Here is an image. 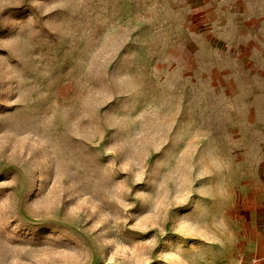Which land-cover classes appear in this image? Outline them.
<instances>
[{
  "label": "rangeland",
  "instance_id": "1",
  "mask_svg": "<svg viewBox=\"0 0 264 264\" xmlns=\"http://www.w3.org/2000/svg\"><path fill=\"white\" fill-rule=\"evenodd\" d=\"M262 222L264 0H0V264H237Z\"/></svg>",
  "mask_w": 264,
  "mask_h": 264
},
{
  "label": "built area",
  "instance_id": "2",
  "mask_svg": "<svg viewBox=\"0 0 264 264\" xmlns=\"http://www.w3.org/2000/svg\"><path fill=\"white\" fill-rule=\"evenodd\" d=\"M239 264H264V253L252 254L246 258H242Z\"/></svg>",
  "mask_w": 264,
  "mask_h": 264
},
{
  "label": "crops",
  "instance_id": "3",
  "mask_svg": "<svg viewBox=\"0 0 264 264\" xmlns=\"http://www.w3.org/2000/svg\"><path fill=\"white\" fill-rule=\"evenodd\" d=\"M261 225L264 226V222L259 223V226H260V227H261ZM235 245H237V242H236V241H235ZM260 246H261V248H264V243H261ZM245 247L248 248V249H253V248H254V242H253V241H248V242L245 244ZM261 253H264V249H258V250H257V248H256V249H253V251L250 252L249 254H246L245 256H243L242 258H246V257H248V256H250V255H252V254H261ZM242 258H240V260H241ZM240 260L238 261L237 264L240 263ZM235 262H236V259H235Z\"/></svg>",
  "mask_w": 264,
  "mask_h": 264
}]
</instances>
